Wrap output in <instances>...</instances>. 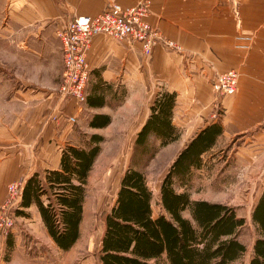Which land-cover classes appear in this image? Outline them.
<instances>
[{"label":"crops","instance_id":"1","mask_svg":"<svg viewBox=\"0 0 264 264\" xmlns=\"http://www.w3.org/2000/svg\"><path fill=\"white\" fill-rule=\"evenodd\" d=\"M144 1L16 0L11 7L20 10V14H15V21L23 22L27 30L37 24L39 32L42 28L46 30L42 38L48 44L51 33L54 31V39L59 40L58 28L76 15L96 16L112 4L128 7ZM150 2L149 22L177 47L160 43L147 58L138 42L119 40L106 34L95 36L88 54L90 78L85 108L90 114L87 128L91 134L102 135L101 131L114 127L119 113L129 110L135 102H144L148 90L152 95L151 102L148 112L141 116L142 121L135 131L138 134L151 114L155 97L164 89L177 95L172 122L178 136L170 145L179 146L178 155L202 129L218 122L223 133L203 158L234 142L239 143L238 154L245 162L263 167L264 0ZM0 36L5 37L2 32ZM60 49L63 70L61 42ZM231 69L238 72L237 90L222 96L213 84L219 74ZM17 82L10 93L11 101L21 99L32 103L33 119L41 120L24 128L0 125V206L6 199L8 183L21 178L28 180L35 174L45 181L49 172L61 170L64 148L85 147L91 135L88 133L84 143L79 145L75 141L65 143V132H58L55 122L47 121L50 113L47 106L54 96L49 89L52 85L45 84L42 78H35L33 82L23 81L28 88L22 90L18 89ZM91 100L95 102L93 105L89 103ZM76 113L77 109L73 115ZM94 114H106L110 122L102 128L91 127L89 122ZM12 116L17 118L16 110ZM21 210L25 214L18 215V224L9 236L10 243L8 237L0 234V264H29L27 250L32 244L23 240V232L30 233L35 240L55 243L36 203ZM5 250L9 252L6 259L3 256Z\"/></svg>","mask_w":264,"mask_h":264},{"label":"trees","instance_id":"2","mask_svg":"<svg viewBox=\"0 0 264 264\" xmlns=\"http://www.w3.org/2000/svg\"><path fill=\"white\" fill-rule=\"evenodd\" d=\"M176 96L175 92L160 90L136 136V149L141 148L150 158L178 136L172 122ZM109 122L108 115L94 114L89 124L102 128ZM222 133V125L212 123L180 152L161 182L162 209L157 217L153 215V192L146 175L134 164L126 169L116 201L105 216L101 264H231L246 253L247 246L239 238L246 219L235 208L194 200L189 192H179L175 187L177 181L188 183L193 169L203 168V155ZM103 141L104 136L94 133L85 147H65L61 170L49 172L45 181L35 174L25 182L21 207L38 205L51 237L63 250H69L80 238L86 185ZM187 210L191 217L184 216ZM24 214L17 210V215ZM252 219L260 235L254 241L249 264H264V192L254 206Z\"/></svg>","mask_w":264,"mask_h":264},{"label":"rangeland","instance_id":"3","mask_svg":"<svg viewBox=\"0 0 264 264\" xmlns=\"http://www.w3.org/2000/svg\"><path fill=\"white\" fill-rule=\"evenodd\" d=\"M12 2L16 0H0V33L5 35L0 36V125L24 128L41 120L33 119L30 111L32 103L21 99L11 101L10 93L15 89L17 80L18 89L26 90L28 87L24 82L42 78L45 84L52 85L49 89L54 93L47 106L50 112L47 121H54L57 131L65 132V143H84L87 134L92 132L87 128L90 114L85 110L86 104L63 99L58 91L63 72L59 40L54 39L53 31L51 40L45 44L42 33H47L46 30L42 28L39 32L38 24L27 30L23 22L15 21V14H20V10L11 7ZM16 32L18 36H15ZM11 34L14 35L11 37ZM48 50L50 53H47ZM151 97L147 90L144 102L131 104L129 110L119 113L114 127L101 131L104 141L86 185L81 234L74 247L61 250L52 240H35L30 233L23 232V240L32 244L27 250L29 264H101L99 250L105 232V216L116 201L122 175L132 164L147 177L153 192V215L157 217L161 213V182L177 158L179 146L168 144L159 147L156 142L154 146L159 149L155 150L152 158L144 155L141 148L136 149L135 131L142 121L141 116L148 112ZM75 109L78 110L77 122L70 124L68 115H72ZM14 110L17 111V118L12 116ZM238 144L230 142L206 154L203 168L193 169L188 183L177 181L175 187L179 192H189L194 200L227 204L246 219L239 238L247 246V251L231 264H249L254 241L260 235L252 212L264 192V166L245 162V158L238 154ZM183 214L191 217L188 210ZM39 241L41 243L37 244ZM6 251L3 252L5 259L9 254Z\"/></svg>","mask_w":264,"mask_h":264},{"label":"built area","instance_id":"4","mask_svg":"<svg viewBox=\"0 0 264 264\" xmlns=\"http://www.w3.org/2000/svg\"><path fill=\"white\" fill-rule=\"evenodd\" d=\"M150 7V0L128 7L112 4L96 16L76 15L58 28L57 37L63 53V72L58 91L63 99L86 104L90 78L88 54L93 39L99 34L138 42L147 58L160 43L170 48L177 47L174 41L163 38L149 22ZM213 86L222 96L234 94L238 86V72L231 69L219 74ZM68 122L76 123L77 116L68 115ZM25 182L21 178L7 185L6 199L0 206V233L5 237L16 227Z\"/></svg>","mask_w":264,"mask_h":264}]
</instances>
